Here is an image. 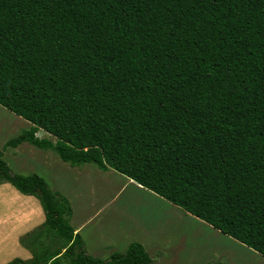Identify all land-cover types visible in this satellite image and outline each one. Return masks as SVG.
Wrapping results in <instances>:
<instances>
[{"label":"trees","instance_id":"trees-1","mask_svg":"<svg viewBox=\"0 0 264 264\" xmlns=\"http://www.w3.org/2000/svg\"><path fill=\"white\" fill-rule=\"evenodd\" d=\"M0 105L32 123L4 147L115 170L264 257V0H0ZM5 181L44 213L5 264L153 262L88 253L67 197L0 150Z\"/></svg>","mask_w":264,"mask_h":264},{"label":"rangeland","instance_id":"rangeland-1","mask_svg":"<svg viewBox=\"0 0 264 264\" xmlns=\"http://www.w3.org/2000/svg\"><path fill=\"white\" fill-rule=\"evenodd\" d=\"M31 126V122L0 105V150L12 173H36L43 177L51 189L65 195L74 203L76 218L83 214V210L90 212L81 201L92 200L93 205L98 207L115 196L114 200L101 207L102 212L98 216L95 215L87 225L86 230H91L90 238H96L91 235L95 230L106 228L110 226L109 223L114 222L122 228L125 236L119 239L116 251L126 249L125 242L130 239L129 236L141 238L147 244L149 241H160L159 244L163 245L164 250L154 247L152 243L147 246V251L153 258L151 264H264V257L254 250L186 213L154 192L136 186V182L115 170L102 171L92 163L72 167L55 151L38 148L29 142H22L16 147H4L8 140ZM36 135L54 139L42 129H39ZM0 189V214H8L11 210H7V206L15 207L17 198L21 196L20 200L24 201L22 198L26 197L8 181H5ZM28 197V205L34 202L42 208L36 197ZM16 207L22 211L21 204ZM133 218H137L136 222L147 229L144 235L140 234L137 229H140V225L136 222L127 223L128 220L134 221ZM38 226L40 225L29 231L35 233ZM156 231L161 233L156 236ZM22 237H19L21 247L24 241L28 240L27 236L24 240ZM133 241L140 240L134 238ZM6 242V239L0 240V264L18 257L16 254L19 250L15 247L11 249V246L5 245ZM108 255L109 252L101 251L97 256L106 258Z\"/></svg>","mask_w":264,"mask_h":264},{"label":"crops","instance_id":"crops-1","mask_svg":"<svg viewBox=\"0 0 264 264\" xmlns=\"http://www.w3.org/2000/svg\"><path fill=\"white\" fill-rule=\"evenodd\" d=\"M3 184H4V182L0 184V187ZM138 185L139 184H137L136 186H138ZM138 187L143 189V187H141L140 185ZM28 196L29 195H26L25 198H22V200L24 199V201H21L20 200L21 196L20 197L18 196L19 197V198H17L18 202L15 205V207L12 206V208H9V206H7L9 208V209L7 208V210H11V211L6 215L3 213L0 214V235H1L0 240L6 239L7 242L5 243V245L8 244L9 247L11 246V249L13 247L18 249L19 251L17 252L16 256H18L21 259H28L31 257V254L28 255V253H29L28 249H26V248L23 249V246L21 247V245L19 243V237L22 236L23 234L29 232V230L31 228L35 227L36 225H40L44 221V213H43L42 208H40L34 202H31L28 205L27 201H29V199H30V197H28ZM114 197L115 196L110 197L101 206H98V207L93 205L92 200L81 201V203L84 206L88 207L90 212H86L85 210H83L82 211L83 214L79 218H76L74 216V210H75L74 209V203L72 201H70V199L67 197V199L70 202L71 208H72L71 225L74 229V232L75 233L78 232L82 236L87 252L88 253L90 252V254L92 253L91 255L94 254L93 256H97L99 254V252H101V251H105L107 253L109 252V254H110L112 251L115 250V247H116L119 239L125 237L122 228L114 222L109 223L110 226H107L106 228L103 227L100 230H95L91 235H94L96 238H94L92 236L90 238L91 230L90 231L86 230V227L92 221V218H94L95 215L98 216L102 212L101 207H104L107 203L114 200ZM152 197H154V196H152ZM94 203H96V202H94ZM18 204L22 205V211H19V208L16 207ZM8 205H9V203H8ZM92 211L94 213H92ZM18 214H21L22 216L19 217ZM133 220L134 221L128 220L127 223L130 224V223H135L136 221H138L137 218L136 219L133 218ZM136 223L138 226L140 225V229L137 227L136 228L139 230L140 234L144 235L146 233L147 229L145 227L141 226V223H139V222H136ZM159 233H161V232H157V234L155 233V235L158 236ZM155 235H153V237H155ZM11 236H12V238H11ZM129 237H130V239H128L125 242V244H127V246L130 242H132L134 240V238H136V239L140 240L138 242H140L144 246L146 251L147 250L149 251V248L147 246H149L151 243L154 247L157 246L158 248L164 250L163 245L159 244L160 241L159 242L155 241L154 243H153V241H149V244H147L144 240H141V238L132 237V236H129ZM0 261H1V259H0Z\"/></svg>","mask_w":264,"mask_h":264}]
</instances>
